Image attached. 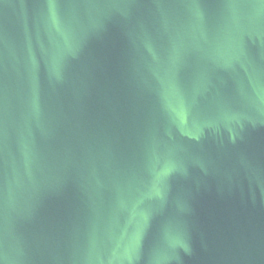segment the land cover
I'll return each mask as SVG.
<instances>
[{"label":"water","instance_id":"obj_1","mask_svg":"<svg viewBox=\"0 0 264 264\" xmlns=\"http://www.w3.org/2000/svg\"><path fill=\"white\" fill-rule=\"evenodd\" d=\"M154 264H264V0H207Z\"/></svg>","mask_w":264,"mask_h":264}]
</instances>
